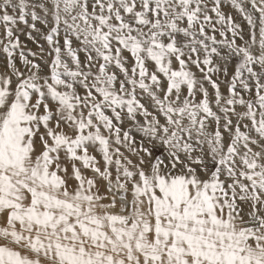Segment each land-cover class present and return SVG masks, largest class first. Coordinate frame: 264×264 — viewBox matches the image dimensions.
Returning <instances> with one entry per match:
<instances>
[{
	"label": "snow or ice",
	"instance_id": "6c2138e0",
	"mask_svg": "<svg viewBox=\"0 0 264 264\" xmlns=\"http://www.w3.org/2000/svg\"><path fill=\"white\" fill-rule=\"evenodd\" d=\"M0 264H264V0H0Z\"/></svg>",
	"mask_w": 264,
	"mask_h": 264
}]
</instances>
